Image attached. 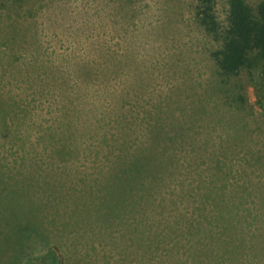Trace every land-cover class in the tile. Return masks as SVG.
<instances>
[{"label":"trees","instance_id":"1","mask_svg":"<svg viewBox=\"0 0 264 264\" xmlns=\"http://www.w3.org/2000/svg\"><path fill=\"white\" fill-rule=\"evenodd\" d=\"M227 4L225 20L218 0H196L194 11L217 44L210 51L217 74L212 89L225 93L221 102L176 86L148 109L147 88L138 83L97 100L89 123L69 113L60 123L58 117L38 121L31 112L46 87L29 84V97L0 68L2 264H94L101 253L124 264L255 261L264 242V181L253 173L264 163V148L247 144L239 128H218L227 121L222 105L240 110L247 103L241 90L233 96L224 82L264 62V0L257 10L247 0ZM81 69L85 79L99 76L95 64ZM41 161L64 165L61 179L36 176L31 169ZM77 161L98 170L71 171ZM68 186L72 197H56ZM36 190L46 195L43 201L34 198ZM42 205L52 208L50 218ZM96 239L99 247L90 244Z\"/></svg>","mask_w":264,"mask_h":264},{"label":"rangeland","instance_id":"2","mask_svg":"<svg viewBox=\"0 0 264 264\" xmlns=\"http://www.w3.org/2000/svg\"><path fill=\"white\" fill-rule=\"evenodd\" d=\"M261 1L247 0L254 10ZM195 5L196 0H0V68L18 92L29 84L46 87L35 101L39 104L37 111L31 112L38 121L58 117L60 123L69 113L89 123L96 119L90 108L95 106L99 111L97 100L125 85L133 87L138 83L147 88L148 109L159 100L158 95L164 96L176 86L195 93L197 99L207 96L221 102L225 93L212 89L217 74L210 51L217 44L198 26ZM217 9L220 19L225 20L227 0H218ZM85 63L95 64L99 76L83 78L80 73ZM26 69H30L29 75ZM224 84L233 96L237 89L241 90L247 103L240 110L222 105L227 121L219 131L239 128L248 135L247 144L264 148V62L244 68ZM25 92L32 96V88ZM82 164L77 161L71 171L98 170L92 162ZM63 166L41 161L31 170L36 176L50 173L52 180L58 181ZM255 168V179L264 181V163ZM76 175L77 172L73 175L75 185L81 187L82 174ZM85 178L91 179V175ZM61 188L56 197L62 193L72 197L70 186L65 192ZM33 193L34 198L42 196L39 201L46 196L39 190ZM58 204L63 207L61 202ZM41 210L51 217L47 212L52 208L42 205ZM46 221L51 223V219ZM90 244L99 247L97 239ZM260 246L256 248L258 257L251 264H264V242ZM94 261L124 264L126 259L116 262L101 253Z\"/></svg>","mask_w":264,"mask_h":264}]
</instances>
